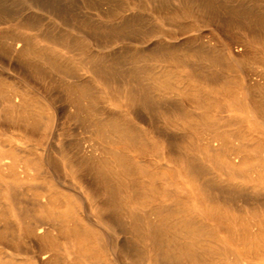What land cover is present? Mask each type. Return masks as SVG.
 Segmentation results:
<instances>
[{"label":"bare ground","instance_id":"bare-ground-1","mask_svg":"<svg viewBox=\"0 0 264 264\" xmlns=\"http://www.w3.org/2000/svg\"><path fill=\"white\" fill-rule=\"evenodd\" d=\"M7 20L0 123L38 146H0V264H264V0H0Z\"/></svg>","mask_w":264,"mask_h":264},{"label":"rangeland","instance_id":"rangeland-1","mask_svg":"<svg viewBox=\"0 0 264 264\" xmlns=\"http://www.w3.org/2000/svg\"><path fill=\"white\" fill-rule=\"evenodd\" d=\"M133 7H134V10L135 11H139V8L138 7H136V6H133ZM147 13H149L150 15H152L159 22L163 23L164 24V27L167 28V29L164 28L165 31H169V29H170V31L179 32V28L177 26L169 25V23H171L172 21L168 17V14L163 13V14L158 15L153 10H149V11H147ZM15 24H16V20H7V21H4V22H2L0 24V28H3V29L4 28H9V25H10V27H13ZM232 30H234V31L232 32ZM241 32H244V34H247L248 37H250L249 31L247 29L240 31L237 28L236 29H231L230 36L231 37L239 36ZM152 39H155V37L152 38ZM234 45H237V44H234ZM253 45L255 47H259L260 46V44H257V43L256 44H253ZM14 63L15 62H12L10 64L9 61H7V59L0 58V70L4 73L5 76H11V78H14L16 80L22 79V76L15 69H13V66L11 67V65H15ZM254 64L256 65L255 67H257V69H261L262 68L261 66H259V62H255ZM35 84L38 87V90L41 91V89H42L41 85L38 84V83H35ZM213 96L216 97V98H218V99H220V100H224L225 99V98H223L222 95L217 94L215 92H213ZM215 112L216 111H213V113H215ZM216 114H217V112H216ZM224 114L230 115V116L231 115H233V116L234 115L235 116H242V117H245V118L248 117V115L244 111H241V110H239V109H237V108H235L233 106H229L228 110ZM257 117H258V121L261 124V128H256L255 125L252 124L251 122L245 124L244 127L249 128L250 131L257 138H259L261 140H264V123H263V120H262L261 117H259V116H257ZM236 126L237 125H233L232 127H236ZM20 132L21 131H20V128L18 126H15V125H6V124H3V123H0V146H2L3 149H10V146H5V144L7 143L6 137H9L10 139H12V144H17V145L22 146L23 148H25L27 150L33 148V146L34 147H37L38 146V144H36L38 142V136L34 135V136L30 137V139H29V138H26V134H25L23 137H19L17 133H20ZM15 133H16L17 136L15 135ZM53 140H54L53 136L49 137V139L47 141V144H50V143L52 144ZM1 141H4V142H1ZM19 157H21V156H19ZM49 177H51V176L40 177V179H42L43 181H45ZM52 177L55 178V175H53ZM222 177L223 178H226V175L225 174H222ZM58 192L63 193L64 195H68V194L69 195H73L76 198L82 197L73 188H71L68 185V182H64L63 185L58 189ZM211 223H213L214 225L216 224L215 221H213V220H211ZM224 237H225V235H224L223 231L220 230L218 232V238H224ZM33 245H35V244L33 243ZM33 249L34 250H37L36 246H33ZM21 255H22V257L27 258V256L28 255H31V254L30 253L27 254L25 252H21Z\"/></svg>","mask_w":264,"mask_h":264}]
</instances>
